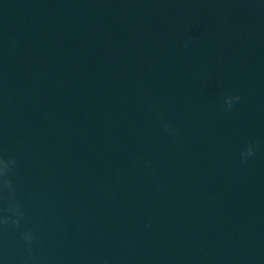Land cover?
I'll list each match as a JSON object with an SVG mask.
<instances>
[{
    "label": "water",
    "instance_id": "obj_1",
    "mask_svg": "<svg viewBox=\"0 0 264 264\" xmlns=\"http://www.w3.org/2000/svg\"><path fill=\"white\" fill-rule=\"evenodd\" d=\"M0 156V264H264V0H0Z\"/></svg>",
    "mask_w": 264,
    "mask_h": 264
},
{
    "label": "clouds",
    "instance_id": "obj_2",
    "mask_svg": "<svg viewBox=\"0 0 264 264\" xmlns=\"http://www.w3.org/2000/svg\"><path fill=\"white\" fill-rule=\"evenodd\" d=\"M241 100L239 95L229 94L225 97L224 103L226 110L231 109L234 104ZM162 127L165 131L174 133L175 130L171 129L166 121H162ZM256 145L249 144L246 150L241 152V160L247 162L250 157L255 156ZM16 161L13 158H5L0 156V200L6 201V214H0V230L5 229L9 225L20 226L24 218V210L19 201L16 199V189L11 179V175L15 171ZM21 238L25 244L31 247L35 241L36 236L31 230L21 232Z\"/></svg>",
    "mask_w": 264,
    "mask_h": 264
}]
</instances>
